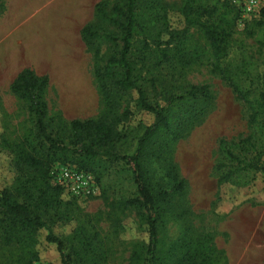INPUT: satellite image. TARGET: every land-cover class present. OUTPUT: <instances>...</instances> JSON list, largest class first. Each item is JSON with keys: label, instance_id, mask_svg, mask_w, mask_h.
Wrapping results in <instances>:
<instances>
[{"label": "rangeland", "instance_id": "1", "mask_svg": "<svg viewBox=\"0 0 264 264\" xmlns=\"http://www.w3.org/2000/svg\"><path fill=\"white\" fill-rule=\"evenodd\" d=\"M100 1L112 6L118 0H72L71 12H85L88 23L97 22L94 5ZM148 1L141 0L143 4ZM161 1L179 5L182 0ZM65 12L62 0H0V192L16 187L10 146L21 143L30 149L27 144H35L26 103L11 88L22 70L30 68L49 77L45 98L49 129L55 135L73 119L113 115L100 93L95 70L119 46L88 44L81 37L65 40L62 34L51 33L52 26L56 29L64 21ZM258 21L259 17L237 23L226 61L245 63L250 81L264 89V23ZM209 51L202 30L192 27L183 54L152 75L151 99L157 103L194 85H206L211 94L207 112L194 125H186L157 156L148 153L143 160L155 188L168 182L170 165L186 181L184 191L171 204L162 205L156 263L178 264L187 256L193 264H264V172L252 174L254 181L239 187L220 183L215 170L220 138L231 143L244 138L249 113L207 60ZM200 104L190 100L172 109L180 116ZM127 108L132 114L120 127L118 148L132 155L154 115L137 109L131 94H123L117 113ZM67 165L79 169L74 163L55 162L51 171ZM88 173L97 182V195L74 198L64 190V204L45 218L53 234L63 240L70 264H146L147 224L136 209L125 204L139 194L133 169L122 161L102 159L96 172ZM46 233L40 232L35 247L38 257L30 262L20 245H5L0 229V264H62L57 245L46 240Z\"/></svg>", "mask_w": 264, "mask_h": 264}, {"label": "trees", "instance_id": "2", "mask_svg": "<svg viewBox=\"0 0 264 264\" xmlns=\"http://www.w3.org/2000/svg\"><path fill=\"white\" fill-rule=\"evenodd\" d=\"M95 19L81 30L88 43H107L119 46L105 63L97 67L95 76L103 98L113 115L99 119H73L58 135L50 131L46 91L49 77L34 70H22L12 83L13 94L25 101L32 123L34 145L21 143L10 146L14 154L15 192H0V229L5 245H20L30 262L37 259L35 247L39 234L46 231V240L57 245L62 264H70L63 240L54 235L46 221L52 209L60 208L61 185L52 181L55 162L74 163L80 170L96 172L102 159L122 161L135 174L138 196L125 204L136 209L147 224L149 241L145 249L146 264L156 263L158 223L164 209L185 189L186 181L170 165L165 185L155 188L143 166V160L157 156L177 139L186 125H194L206 112L211 94L206 85L191 86L186 91L169 95L164 103L151 99L155 87L152 75L156 69L180 57L188 45L190 28L197 27L210 45L207 60L221 74L243 102L248 111V133L238 143L220 138L215 170L220 183L249 186L258 172H264V89L254 85L245 63L226 61L232 47L239 20V11L226 0H182L179 5L161 0H118L112 6L104 1L95 4ZM264 23V7L259 17ZM131 94L137 109L152 113L153 122L138 139L132 155L122 154L118 148L121 126L131 116L127 108L117 113L119 97ZM193 100L199 107L186 109L177 116L173 106ZM62 133V134H61ZM158 151V152H157ZM253 174V175H252ZM178 264H193L183 256Z\"/></svg>", "mask_w": 264, "mask_h": 264}, {"label": "built area", "instance_id": "3", "mask_svg": "<svg viewBox=\"0 0 264 264\" xmlns=\"http://www.w3.org/2000/svg\"><path fill=\"white\" fill-rule=\"evenodd\" d=\"M239 11L238 23L249 22L261 15L264 0H226ZM52 180L61 185L74 198L96 196L98 185L93 176L71 165L56 166L51 171Z\"/></svg>", "mask_w": 264, "mask_h": 264}, {"label": "crops", "instance_id": "4", "mask_svg": "<svg viewBox=\"0 0 264 264\" xmlns=\"http://www.w3.org/2000/svg\"><path fill=\"white\" fill-rule=\"evenodd\" d=\"M36 1H38L39 3L41 1L48 2V0H36ZM71 1L72 0H62V2L64 3V9L66 10L64 14V21L58 24L56 29H54V26H52V29L50 30L51 33L62 34L65 40H74L77 39L78 37L82 38L81 30L88 23V20L84 19L86 17L85 12L84 13L80 12V14L72 13L73 11L71 7ZM76 18L79 19L77 20Z\"/></svg>", "mask_w": 264, "mask_h": 264}]
</instances>
